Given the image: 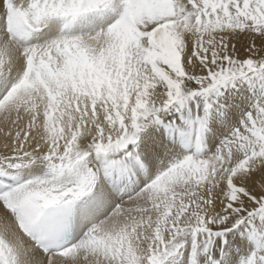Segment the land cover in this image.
Masks as SVG:
<instances>
[{"label": "snow or ice", "instance_id": "6c2138e0", "mask_svg": "<svg viewBox=\"0 0 264 264\" xmlns=\"http://www.w3.org/2000/svg\"><path fill=\"white\" fill-rule=\"evenodd\" d=\"M0 264H264V0H0Z\"/></svg>", "mask_w": 264, "mask_h": 264}]
</instances>
